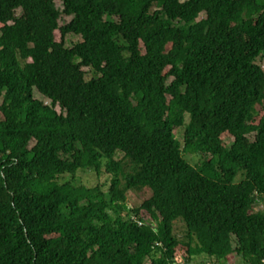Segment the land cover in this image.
<instances>
[{
	"label": "trees",
	"instance_id": "1",
	"mask_svg": "<svg viewBox=\"0 0 264 264\" xmlns=\"http://www.w3.org/2000/svg\"><path fill=\"white\" fill-rule=\"evenodd\" d=\"M60 1L0 0V264H260L264 0Z\"/></svg>",
	"mask_w": 264,
	"mask_h": 264
},
{
	"label": "rangeland",
	"instance_id": "2",
	"mask_svg": "<svg viewBox=\"0 0 264 264\" xmlns=\"http://www.w3.org/2000/svg\"><path fill=\"white\" fill-rule=\"evenodd\" d=\"M54 4L57 8H62V4L60 0H54ZM16 14L20 13V9H16L15 10ZM200 16H203V14L201 13ZM70 19V16H67L65 14H61L58 18V24L62 25L65 24L66 22H68ZM56 37H58V34H55ZM80 40V37L78 35L72 34V33H68L65 36V40H64V44L66 46H71L73 43L77 42ZM256 62L260 64V66L264 69V54L256 59ZM83 69L86 70V78L90 77L91 75H93V72L90 71V69L83 67ZM33 97L41 99L44 103H49V100L45 97H43L41 94H39L35 89H33ZM1 99V98H0ZM55 110L57 112L60 111L59 106L55 105ZM181 129H176L175 130V136L176 138L180 139L181 138ZM253 133H248V139L252 140L253 139ZM229 137H225L224 138V143H227L229 141ZM121 157V153L120 152H116L114 155L115 159H118ZM190 159V158H188ZM192 162H197L198 163V158L196 156H193V158H191ZM100 174V175H99ZM96 173L93 170H80L77 174H76V178L77 180L84 184L85 186H90V185H94L98 182H102L104 180V178L106 177L104 173H102V171L100 173ZM149 195V190L145 189V188H141L138 190H127L126 192V200L125 203L128 207L130 206H134V205H138L144 198H146ZM264 209V199L263 200H258L257 204L254 206L253 211H257V210H261ZM184 224L180 221V220H175L173 222V232L175 233V235L179 238V239H183L184 236ZM232 244L234 245V239H232ZM180 251H178V254H182L183 253V249H178ZM230 261L228 262V264H244L237 256H234L231 254L230 257ZM190 264H195L194 262H191Z\"/></svg>",
	"mask_w": 264,
	"mask_h": 264
},
{
	"label": "built area",
	"instance_id": "3",
	"mask_svg": "<svg viewBox=\"0 0 264 264\" xmlns=\"http://www.w3.org/2000/svg\"><path fill=\"white\" fill-rule=\"evenodd\" d=\"M260 264H264V259H261V262H260Z\"/></svg>",
	"mask_w": 264,
	"mask_h": 264
}]
</instances>
